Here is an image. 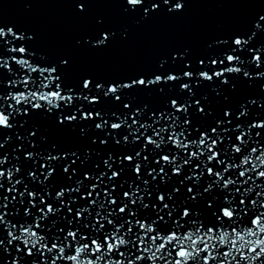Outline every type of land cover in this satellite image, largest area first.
<instances>
[{"label":"snow or ice","instance_id":"obj_1","mask_svg":"<svg viewBox=\"0 0 264 264\" xmlns=\"http://www.w3.org/2000/svg\"><path fill=\"white\" fill-rule=\"evenodd\" d=\"M89 2L78 0L79 10ZM126 3L142 8L144 17L161 5L169 12L184 8L181 0ZM258 34H264V15L253 21L250 35L218 41L219 51L195 68L176 54L172 60L185 61L179 69L164 61L151 78L85 76L65 92L69 60L42 64L28 46L34 36L0 26V264H264V120H243L249 110L242 104L235 116L225 109L203 130L193 123V109L212 115L208 98H196L202 81L249 77L236 66L249 57L264 66ZM114 36L101 30L88 43L104 48ZM161 84L178 85L180 92L148 119L131 103L123 104L127 113L110 115L90 107ZM33 114L52 115L57 126L79 128L81 136L90 127L85 122L99 121L94 128L105 138L92 143L107 149L111 141L119 151H107L101 168L89 165L92 150L83 156L55 145L46 150L47 137L38 144V129L29 130ZM6 131L19 141L11 152L4 151L13 143ZM201 203L213 210L207 223Z\"/></svg>","mask_w":264,"mask_h":264},{"label":"water","instance_id":"obj_2","mask_svg":"<svg viewBox=\"0 0 264 264\" xmlns=\"http://www.w3.org/2000/svg\"><path fill=\"white\" fill-rule=\"evenodd\" d=\"M181 2L184 8L180 11L169 12L168 6L161 5L159 12L144 17L142 8L132 10L126 0H90L85 4L84 12L79 10L78 0H0V26L14 27L18 32L23 30L34 36L28 46L42 64L46 61L54 65L62 59H68L70 67L65 71L67 92L69 86L77 85L85 76L101 82L124 81L141 74L151 78V73L164 61H167L168 67L179 69L185 61L172 60L176 54H184L195 68L200 59L219 51L218 41L241 32L250 35L253 21L259 15H264V0ZM101 30L113 32L115 36L107 47L93 48L88 41L94 40ZM254 42L257 45L264 44V34H258ZM236 66L248 71L250 76L245 77L243 73L229 76V84H223L219 79L211 83L202 81L200 87L195 88L196 98L207 97L206 106L212 110V115L205 118L193 109V123L199 125L201 130L212 124L225 109H231L235 116L242 104H246L249 110L243 120H264V107L260 106L264 104V78L256 76V73L264 72V66L257 68L250 62V57ZM37 75L33 73V77ZM161 87L165 89L164 92L159 91ZM179 92L178 85L161 84L146 89H133L131 93L125 92L121 102L113 98L104 100L102 106L90 107H103L104 112L110 115L112 111L127 113L123 104L131 103L133 110L137 107L144 109L143 119H148L152 112L158 115L165 106L170 107V99ZM253 100L257 103L252 104ZM95 122H85L90 126L86 136L79 134V128L57 126L52 115L33 114L28 127L29 130L38 129L37 137L33 138L38 144L41 136L47 137V142L42 145L44 149L55 145L61 151H78L81 156L92 150L89 165L94 167L100 164L103 168L102 161L107 151L119 149L114 148L111 141L107 149L99 144V140L96 144L92 143L94 137L105 138L104 133L94 128ZM21 134H24V130H21ZM7 135H13V143L6 145L4 151L11 152L14 144L19 141L15 140L13 133L6 131ZM200 210V218L206 223L213 219L211 208L201 203Z\"/></svg>","mask_w":264,"mask_h":264}]
</instances>
